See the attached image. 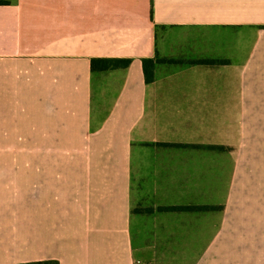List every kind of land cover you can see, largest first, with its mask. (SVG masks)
Listing matches in <instances>:
<instances>
[{
    "label": "crops",
    "instance_id": "crops-1",
    "mask_svg": "<svg viewBox=\"0 0 264 264\" xmlns=\"http://www.w3.org/2000/svg\"><path fill=\"white\" fill-rule=\"evenodd\" d=\"M33 261L264 264V0H0V264Z\"/></svg>",
    "mask_w": 264,
    "mask_h": 264
},
{
    "label": "trees",
    "instance_id": "trees-1",
    "mask_svg": "<svg viewBox=\"0 0 264 264\" xmlns=\"http://www.w3.org/2000/svg\"><path fill=\"white\" fill-rule=\"evenodd\" d=\"M131 64L130 59H116V58H93L91 60V69L93 71H109L120 68H128ZM154 65L155 62L151 59L143 60L144 76L147 83L154 80ZM176 209H197V207H185ZM22 264H59L58 261H33Z\"/></svg>",
    "mask_w": 264,
    "mask_h": 264
},
{
    "label": "built area",
    "instance_id": "built-area-1",
    "mask_svg": "<svg viewBox=\"0 0 264 264\" xmlns=\"http://www.w3.org/2000/svg\"><path fill=\"white\" fill-rule=\"evenodd\" d=\"M142 264H145V263H142ZM147 264V263H146Z\"/></svg>",
    "mask_w": 264,
    "mask_h": 264
}]
</instances>
